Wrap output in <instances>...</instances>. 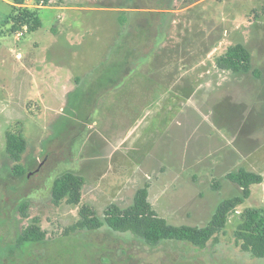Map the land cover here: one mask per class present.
Masks as SVG:
<instances>
[{
  "label": "rangeland",
  "instance_id": "obj_1",
  "mask_svg": "<svg viewBox=\"0 0 264 264\" xmlns=\"http://www.w3.org/2000/svg\"><path fill=\"white\" fill-rule=\"evenodd\" d=\"M16 1L0 0V264H264V258L243 251L234 235L241 212L264 208V182L251 186V196L203 248L182 240L153 247L108 226L66 234L83 205L103 216L111 203L130 206L138 188L127 186L115 195L117 190L105 194L97 186L101 176L112 172L114 144L107 139L112 106L106 88L117 66L179 65V55L190 50L196 52L193 61L203 56L207 64L217 65L229 45L243 43L261 76L252 90L217 92L212 101L230 126L241 124L240 138H262L264 148V0H50L47 6ZM13 6L41 8L42 27L18 38L7 20ZM130 21L138 26L129 28L133 35L119 38L123 23ZM130 50L132 57H125ZM158 98L156 93L151 102ZM191 110L184 106L181 120ZM138 111L120 123L123 135L141 119ZM183 123L180 127L176 119L158 147L176 129L167 143L172 140L179 157L191 141V127ZM19 129L28 141L21 175L6 151V132ZM68 171L86 179L77 205L53 201V182ZM218 180L219 188L206 179L197 186H170L160 201H154V193L150 201L171 223L203 226L222 200L241 194L235 184ZM33 223L45 232L44 240L15 245Z\"/></svg>",
  "mask_w": 264,
  "mask_h": 264
},
{
  "label": "crops",
  "instance_id": "obj_2",
  "mask_svg": "<svg viewBox=\"0 0 264 264\" xmlns=\"http://www.w3.org/2000/svg\"><path fill=\"white\" fill-rule=\"evenodd\" d=\"M135 25L131 21L123 23L118 37H123L124 27L129 30ZM193 54L196 52L191 50L181 53V65L125 67L121 77L106 88L110 91L107 98L112 106V130L107 139L113 141L114 147L110 164L112 172L101 176V183L97 185L100 192L106 194L109 189L117 190L107 194L117 195L127 186L138 187V190L148 185L149 201L152 193L154 201H160L170 186H197L201 179H206L211 185L214 179L228 180L226 174L240 168L260 173L264 182L262 138L255 142L250 135L240 138L238 130L241 124L236 128L230 126L228 117L217 112L212 101L217 92L231 95L237 87L243 86L252 90L259 77L251 72L234 73L209 65L203 56L202 60L196 58L199 62L193 61ZM186 57L189 62H183ZM73 78V81H78V77ZM156 93L159 98L152 103ZM184 106L192 108L190 112L193 115L181 120ZM139 109L143 113L141 119L123 135L119 131L120 123L138 114ZM176 119L180 127L185 121L191 127V141L184 151L181 150L179 157L172 142L176 129L168 136V139L172 138L170 143L167 139L158 147L166 133L172 130ZM139 123L144 125L137 131L141 126L136 128ZM104 179L105 182L102 181Z\"/></svg>",
  "mask_w": 264,
  "mask_h": 264
},
{
  "label": "trees",
  "instance_id": "obj_3",
  "mask_svg": "<svg viewBox=\"0 0 264 264\" xmlns=\"http://www.w3.org/2000/svg\"><path fill=\"white\" fill-rule=\"evenodd\" d=\"M23 1L17 0L16 2L22 3ZM34 1L39 2L41 0ZM44 2L45 6L50 5V0H44ZM40 9L39 7L13 6L7 19L11 24L10 31L16 32L24 25L28 26V31H35L42 27ZM139 26L141 27V25ZM143 27L141 29L144 30ZM129 31L130 29L123 33V37L128 40L133 35ZM130 51L125 57L129 54L132 57V50ZM125 61L128 62V59ZM216 64L218 67L231 70L234 73L251 72L256 77L261 76L260 69L253 65L251 51L241 42L229 45L226 51L217 57ZM124 67H116L115 76L111 82L121 77V71ZM27 145L28 141L21 129L6 132V151L14 161L13 169L18 175L26 172L21 160ZM226 178L240 187L241 194L222 200L216 206L210 221L206 225L169 222L165 217L158 214L149 201L148 185H144L136 191L134 201L130 206L122 208L116 203H111L105 209L103 216H99L92 206L83 205L79 211L80 217L67 229L66 234L108 226L114 231L131 232L153 247L159 245L163 240H182L203 248L210 240L216 239L217 234L226 226L230 214L236 212L237 207L242 205L250 196L251 186L263 181V176L260 173L245 168L228 172ZM84 184L85 177L81 174L71 171L61 174L53 182V201L57 204L63 200L72 205L79 204ZM220 185V181L214 179L213 187L219 188ZM21 208L24 212L25 204H22ZM234 235L236 243L243 251L249 252L254 257L264 258V208L249 207L241 212V221L238 223ZM44 238L45 232L33 223L22 230L14 244L21 247L27 243L41 242Z\"/></svg>",
  "mask_w": 264,
  "mask_h": 264
},
{
  "label": "built area",
  "instance_id": "obj_4",
  "mask_svg": "<svg viewBox=\"0 0 264 264\" xmlns=\"http://www.w3.org/2000/svg\"><path fill=\"white\" fill-rule=\"evenodd\" d=\"M44 0H41L39 2H37V5L38 6H41V5H44ZM28 31V26L27 25H24L22 26L20 29H18L15 33H16V36L18 38L22 37L26 32Z\"/></svg>",
  "mask_w": 264,
  "mask_h": 264
}]
</instances>
